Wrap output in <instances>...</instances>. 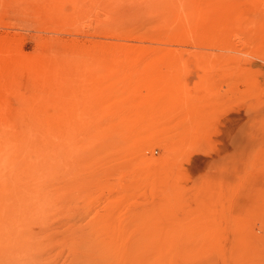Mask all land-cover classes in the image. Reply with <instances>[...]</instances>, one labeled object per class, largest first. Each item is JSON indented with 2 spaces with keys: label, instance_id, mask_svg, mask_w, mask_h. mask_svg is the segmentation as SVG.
<instances>
[{
  "label": "rangeland",
  "instance_id": "374dc122",
  "mask_svg": "<svg viewBox=\"0 0 264 264\" xmlns=\"http://www.w3.org/2000/svg\"><path fill=\"white\" fill-rule=\"evenodd\" d=\"M0 264H264V0H0Z\"/></svg>",
  "mask_w": 264,
  "mask_h": 264
},
{
  "label": "bare ground",
  "instance_id": "6f19581e",
  "mask_svg": "<svg viewBox=\"0 0 264 264\" xmlns=\"http://www.w3.org/2000/svg\"><path fill=\"white\" fill-rule=\"evenodd\" d=\"M126 123V122H125ZM126 125V124H125ZM115 132V131H114ZM118 133V132H117Z\"/></svg>",
  "mask_w": 264,
  "mask_h": 264
}]
</instances>
